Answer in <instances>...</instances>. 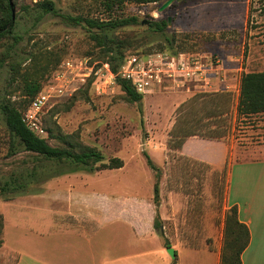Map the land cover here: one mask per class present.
<instances>
[{
  "label": "rangeland",
  "instance_id": "374dc122",
  "mask_svg": "<svg viewBox=\"0 0 264 264\" xmlns=\"http://www.w3.org/2000/svg\"><path fill=\"white\" fill-rule=\"evenodd\" d=\"M167 1L13 0L16 33L23 40L18 44L8 37L0 42V105L8 98L24 114L31 104L25 80L38 82L39 93L52 92L59 84L57 71L67 60L74 61L73 70H63L62 81L65 85L70 81L69 92L52 98L40 114L44 131L40 137L58 147L63 146L59 139L68 136L77 145L101 152L106 163L119 158L124 166L87 172L44 161L11 137L0 110V179L28 181L36 174L27 191L0 195V264H15L17 252L28 249L27 240L41 236L52 220L71 228L80 226L76 217L85 211L70 210L71 203L82 201L80 195L73 198L76 192L114 201L139 198L153 207L160 223L156 229L154 221V228L164 245L211 251L221 246L222 253L225 221L233 213L227 202L229 166L235 157L243 159L252 148L264 145V114L237 116L236 109L242 75L264 72V0H175L161 13ZM47 2L57 12L37 21L39 7ZM129 17H138L141 24L111 34L123 41L124 59L133 54H182L199 60L206 70L201 77L208 80L167 78L141 102L130 103L111 72L110 56L90 38L95 30L81 21ZM161 20L169 23L164 33L147 28ZM17 59L28 60L19 74L12 70ZM224 92L231 96L211 97ZM188 133L228 138L226 164L218 170L187 156L220 157L223 148L217 142L191 141L185 148L184 142L176 149L179 137ZM146 154L160 169L159 180ZM73 169L79 171L56 176ZM156 184L159 204L154 202ZM235 185L234 175L232 192ZM177 231L191 240H169Z\"/></svg>",
  "mask_w": 264,
  "mask_h": 264
},
{
  "label": "crops",
  "instance_id": "0c3cea01",
  "mask_svg": "<svg viewBox=\"0 0 264 264\" xmlns=\"http://www.w3.org/2000/svg\"><path fill=\"white\" fill-rule=\"evenodd\" d=\"M226 139L193 136L187 138L184 148L191 141L220 143V157L187 155L220 170L227 161ZM248 155L239 160L235 157L229 166L227 202L237 209L240 222L249 230L242 264H264V145L252 148ZM234 175L236 185L232 192ZM76 193L73 198L80 195L82 201L71 203L70 210L85 211L84 216L76 217L80 226L71 228L52 220L41 236L27 240L28 249L17 252L15 264H220L221 246L211 251L173 245V259L163 244V236L155 231L153 207L139 198L114 201L100 194ZM98 198L108 200L100 202ZM169 240L182 243L191 239L177 231Z\"/></svg>",
  "mask_w": 264,
  "mask_h": 264
},
{
  "label": "trees",
  "instance_id": "16d2710c",
  "mask_svg": "<svg viewBox=\"0 0 264 264\" xmlns=\"http://www.w3.org/2000/svg\"><path fill=\"white\" fill-rule=\"evenodd\" d=\"M120 3L135 2L138 4H149L159 2L161 0H117ZM56 8L52 2H47L39 7L37 21L42 20L46 15L56 13ZM76 21L78 19H73ZM17 17L15 15V4L13 0H0V42L4 39L11 37L16 43H20L23 40V36L16 33ZM80 21V20H78ZM86 26L90 28L92 35L90 38L96 43V46L102 49L107 56H110L109 64L111 72L116 76L117 83L121 86L122 90L126 93L127 100L130 103H138L143 99V95L137 93L132 85L121 79L119 76L120 68L124 61V55L122 52L123 41L118 37L112 36V32L130 26H137L140 23L138 17H129L126 19H119L109 22L96 21L92 19H84ZM80 21V22H81ZM167 20H161L153 22L149 27L150 31L155 33H164L168 27ZM173 44V41H168ZM17 67L12 70L19 74L22 66L28 62L27 59H17ZM25 91L31 98V102L38 95L41 87L40 84L32 79L25 80ZM210 96V95H209ZM229 98V93L212 94L211 97ZM30 102V103H31ZM29 103V104H30ZM237 116H253L264 114V72L259 73H245L241 77L240 81V93L237 101ZM0 110L5 117L7 129L11 134V137L18 139L23 149L33 155L41 157L44 161H54L60 164H69L75 166L80 170H86L87 172L101 171V170H118L123 168L124 163L119 158H113L108 163L105 162V157L98 150L77 145L70 140V137H61L59 140L63 146L53 147L44 138H41L31 132L23 122V113L20 111L10 99L4 98L0 105ZM223 115H226L223 111ZM146 136V135H145ZM198 136L197 133H188L179 137L176 149H180L185 140L189 137ZM200 136V135H199ZM204 138L217 139L223 138L219 135H205ZM148 165L153 171H156L157 178H160V169L146 154ZM75 168V169H76ZM71 170L70 172L57 173L56 176H63L69 173H74L79 170ZM31 179L28 181L13 179L1 180L0 179V195H10L27 191L35 181L36 174L30 175ZM50 178H54L53 175ZM154 202L159 204V185L154 187ZM233 208L232 216L227 215L225 221V240L224 247L221 253L220 264H242L241 255L247 248L250 240L248 228L242 224L238 218V211ZM155 228L160 229V223L158 219L155 221ZM3 230V219L0 217V236ZM3 245V241L0 239V248ZM166 248L171 246L166 242Z\"/></svg>",
  "mask_w": 264,
  "mask_h": 264
},
{
  "label": "built area",
  "instance_id": "2783aa9c",
  "mask_svg": "<svg viewBox=\"0 0 264 264\" xmlns=\"http://www.w3.org/2000/svg\"><path fill=\"white\" fill-rule=\"evenodd\" d=\"M75 68L74 61L67 60L56 73L59 82L52 92H41L31 102L29 108L23 114V122L26 127L39 136L44 133L40 123V114L50 104L52 98L63 96L70 90V81L65 85L63 70L70 71ZM204 69V70H202ZM206 72L199 60L187 59L185 55H129L123 61L119 76L128 81L135 91L141 95L152 94L161 87L167 78L179 77L184 79L208 80L202 78ZM113 74V73H112Z\"/></svg>",
  "mask_w": 264,
  "mask_h": 264
},
{
  "label": "water",
  "instance_id": "95a60500",
  "mask_svg": "<svg viewBox=\"0 0 264 264\" xmlns=\"http://www.w3.org/2000/svg\"><path fill=\"white\" fill-rule=\"evenodd\" d=\"M175 2V0H168L161 8H160V12H164L167 8H169L173 3ZM169 255L174 259L176 257L175 251L172 248H168L167 249Z\"/></svg>",
  "mask_w": 264,
  "mask_h": 264
}]
</instances>
